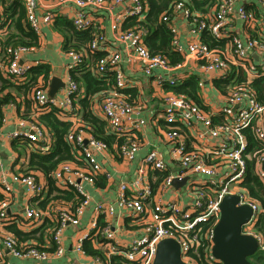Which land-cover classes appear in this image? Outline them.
<instances>
[{
	"label": "built area",
	"instance_id": "2783aa9c",
	"mask_svg": "<svg viewBox=\"0 0 264 264\" xmlns=\"http://www.w3.org/2000/svg\"><path fill=\"white\" fill-rule=\"evenodd\" d=\"M24 6L27 22L35 34L39 35L45 26L54 23L58 11L48 10L39 13L42 0H20ZM241 0H216L214 10L208 14L193 13L186 7L185 2L174 5L171 15H163L162 20L170 29L173 40L172 47L178 52L184 48L172 17L183 11L190 23V33L194 37L187 52L197 61L204 62L203 72L206 75L218 76L227 81L225 86L223 105L217 114L207 110L188 99L183 94L167 92L164 96V119L168 126L167 136L172 144L173 163L177 167L174 175L168 173L153 190L149 173H166L169 164L156 150L150 151L144 158V165L140 166L134 182L130 186L126 182L120 183L118 195L114 204L97 203L96 213L114 214L116 208L126 210L127 216L137 224L142 225V234L130 243L120 245L114 231L107 225L102 231L103 240L100 246L105 249L103 255L94 256L91 264H154L158 245L164 239L175 240L181 250L182 260L187 264H222L213 255L215 245V228L221 219V203L226 196L237 195L238 206H249L252 210L250 219L243 225L242 233L254 236L258 243L257 251L264 255V219L263 226L260 217L263 209L254 200L246 187L242 186L248 163L254 161L255 173L264 184V98L254 87V82L264 78V0H260L261 13L248 9ZM57 9L71 7L72 13L67 17L76 31H92V38L88 45L91 52H103L98 59L96 77L108 73L113 76L111 89L104 95L101 110L108 123L109 133L115 136L130 134V137L119 147L120 154L125 159H132L140 148V142L135 137V131L144 126V118H136V109L127 99L124 91L134 85V81L124 75L121 70L122 54L113 50L105 28L100 24L97 13L103 10L116 12L111 16L110 29L114 42L126 46L130 59L135 56L143 65L146 76L163 87L177 85L176 78L171 74H157L155 70L172 71L169 59L162 54H152L146 44L148 28L135 25L124 28L128 19L143 20L148 7L144 0H55ZM62 9V10H63ZM61 12V11H60ZM232 19H236L246 27L255 30L257 25L262 35L254 37L234 34L229 29ZM228 28V29H227ZM207 32L216 44L211 46L202 40ZM246 35V36H245ZM228 40V41H227ZM225 41L227 50H222L220 44ZM29 51L28 47L16 46L9 50L8 56L2 62L5 77L13 82L21 83L27 80L32 70L30 63L23 62V55ZM71 67L80 66L86 55L83 52L71 50ZM258 55L257 60L255 56ZM261 66V69H258ZM201 88L204 81H199ZM80 93L79 84L72 77L68 78L66 89L62 97L50 98L47 89L38 87L33 90V102L36 114L39 115L56 107L57 116L63 121H71L77 116L79 107L75 105L76 95ZM214 117H219L215 120ZM6 119H4V122ZM195 122L201 124L196 129ZM19 130L11 132L8 137L18 142H29L36 150L47 153L50 150V137L45 128L36 118L26 123H20ZM196 131L195 138L190 141L186 130ZM258 140L260 148L250 149L248 131ZM1 135V132H0ZM67 140L80 151L87 162L90 172L72 168L68 163L60 165L53 173L58 188L75 191L83 197L82 202L73 211L58 210L57 224L53 229L52 239L56 244L54 254L62 255V236L67 225L79 223L90 197L83 187V182L93 184L95 174L101 171L97 156L105 153L107 144L87 134L83 129L73 126L67 135ZM2 160L0 158V168ZM147 168V169H146ZM109 176V175H108ZM189 178L180 188L185 197L178 191L170 196L166 193L174 188L175 179ZM158 177L155 174L154 181ZM14 181L25 186L28 193L38 195L44 192L45 186L34 173H22L14 176ZM5 189L10 187L5 182ZM128 194L127 192L130 191ZM175 194H178L177 196ZM188 201L184 208L178 206L177 199ZM8 199H0V264H4L3 254L7 250L17 258H33L38 261L46 260L50 256L45 250L35 245L19 244L18 238L7 231L6 225L10 220L8 214ZM45 212L38 207H27L23 219L28 223H41ZM92 227L97 228V219ZM99 232V233H100ZM79 250L82 246L79 245ZM201 249L204 253H201Z\"/></svg>",
	"mask_w": 264,
	"mask_h": 264
},
{
	"label": "crops",
	"instance_id": "0c3cea01",
	"mask_svg": "<svg viewBox=\"0 0 264 264\" xmlns=\"http://www.w3.org/2000/svg\"><path fill=\"white\" fill-rule=\"evenodd\" d=\"M193 1L194 0H186V7L193 13L205 15L212 12L215 8L214 5L216 0L210 7L206 4L205 6L200 5L199 8L194 6ZM204 1L205 0H199L198 3H203ZM259 1L260 0H241L239 1V4H244L248 9L254 10L260 14L261 10ZM15 3L18 5H16V8L14 9L13 5ZM145 4L147 5L146 2ZM23 7L24 6L20 0H0V89L3 86V83H5L4 81L16 84L13 87H7L0 92V97L10 94L15 99L9 101L3 107V125L0 128V158L2 160V166L0 168V199H8L10 201L8 206L10 220L6 225L7 231H12L13 229L22 231L23 237L22 239L19 238L20 245H23V243L35 245L38 249L47 251L50 256L46 260L38 261L33 258H17L5 250L3 254V260L5 261L4 264H91L94 256L87 254L83 250V243L85 239L91 237L88 241V247L96 248L101 253L104 251L106 254L105 249L100 246V241L103 240L101 234L102 232L99 233L98 230L100 217H104L103 220L110 226L112 231H114L116 239L120 245L130 243L135 237L140 236L143 232L142 225L137 224L134 221L131 222V219L127 216L125 209L116 208L114 214L112 215H98L95 210L96 204H114L118 195L120 183L126 182L130 186L132 185L138 169L140 166L144 165L143 160L145 156L152 150L158 151L162 158L169 164L170 168L166 174L172 173L175 175L178 172L176 165L173 163L174 160L172 158L171 151L172 144L168 140V126L163 116L165 108L164 96L167 92H170L167 88H171L173 86L165 84L163 87H160L153 80V78L145 75L142 63L135 56L130 59L129 52L125 45L114 42L115 39L110 29V22L111 16L114 12H116L117 8L112 12L103 10L96 14V17H100V24H102L105 28V33L108 37V41H110V45H114L113 50L120 51L122 54V61L120 64L122 72L125 76L134 81V85L130 89L125 90L136 91L137 97L130 101L137 111L134 116L136 118H144L146 124L135 131V137L140 142V148L134 158L125 159L120 154L119 148L116 144L109 148L105 153L97 156L98 162L102 168L101 171L95 174L93 184L88 182L82 183L85 191L90 197V203L86 206L82 215L79 217L78 224H69L66 226L62 236V247L64 249V253L62 255L54 254L55 246L52 241V233L57 224L58 210L73 211L74 202L60 198L55 199V196L57 195L56 192L49 195V191L54 186L50 184L49 178L40 171L30 172L34 173L37 180L44 184L45 190L41 194L32 195L27 192L24 185L14 181V176L22 173H28L26 172L27 164L31 153L35 150V146L29 142H18L10 139L8 135L15 130L21 129L22 127L20 126V123L22 121L30 123L35 118L39 120V116L41 115L40 112L39 115L36 114L35 105L32 99L33 90L35 88L33 87L34 89L32 88L31 90L29 88L26 92V86L21 89L17 86H23L24 84L30 82L38 83L35 87L39 85H46L44 73L38 77L34 74L36 73V69L41 66H48L50 69L48 79L49 83L45 88L47 89V92L50 88L53 77L60 78L61 82L67 85L68 78L71 77V70L74 68L70 65L71 58L68 55V49H66L65 46L66 44L71 46L79 44V41L76 38H70V40H67V33H65L66 27L65 24L61 22L62 19L68 20L67 15L72 13L74 8L66 7L64 9H57L55 0H42L39 13H44L47 9L58 11V17L55 19L54 23L45 26L42 29V32L37 35L38 44L35 46H29V51L23 55V62L30 63L32 65V70L28 74L27 80L17 83L8 79L3 74L1 66L4 58L8 56L9 50L11 48H15L10 45L11 42L8 41V38H10L11 35L18 33L13 25V9L20 10ZM203 8L206 10L202 11ZM261 14H264V12ZM15 17H17V15ZM172 22L173 26H175L178 31L180 43L182 44L184 50L183 52H178L177 50L175 51L172 44L171 47L174 52H177L180 56H182L183 60L179 63L173 64L169 59L171 66H173V70L170 72L155 70V73L173 75L178 83L175 86L184 84L190 78H195L198 82L197 94L199 96L200 104L194 99H191L186 95L185 96L202 108L213 110L215 114H217L219 107L223 105L227 81L218 78V76L206 75L202 69L204 62L193 59L187 52V48L189 44L192 43L194 37L190 33V23L185 17L183 11L174 15L172 17ZM229 29H231L234 34H240L241 36H243L246 32V35L254 37L262 35V30L259 25H257L255 30H252L251 28L238 22L236 19H232V22L229 24ZM13 39L20 40L18 35L13 37ZM220 48L222 50H227V42L223 41L220 44ZM70 49H74V47H71ZM79 52H83L86 55L85 59H87L88 64L92 66L88 69V71L91 70L93 75L96 76L95 68L98 60L95 62L92 58H90V54L87 52V49L79 50ZM100 53L103 55V52ZM257 58L258 55L255 56V60H257ZM200 80L204 81L205 87L201 88L199 86ZM65 89L66 86L64 88H60L56 96L58 98L62 97ZM105 94L101 92L90 98V110L95 116L107 123L101 110V102ZM79 95V98L77 97L78 101L74 102L75 105L79 107L77 116L69 122H71L72 126L83 129L87 134L95 137L90 131L86 130V126L82 122L83 108L79 103V99L85 96L83 88L80 90ZM4 119H6L5 122ZM214 119L217 120L219 117H214ZM40 123L44 126L45 133L48 134L52 143V137L47 126L42 121H40ZM195 125L196 129L201 128L200 123L195 122ZM107 132L110 134L108 130V123ZM186 135L187 138L192 141L193 138H195L196 131L188 129L186 130ZM127 136L130 137V134H127ZM14 141L17 142V147L14 146ZM2 152L6 154L5 158L2 157ZM74 157L75 161H67L64 164L68 163L74 169H80L89 173V165L86 161H84L82 153L80 151L77 152L76 150L74 152ZM61 165H63V163ZM148 175L152 184L156 183L154 181L155 174L149 173ZM5 182L10 187V190L5 189ZM55 186L58 187L57 183ZM173 191H180L183 194V197L186 196L183 189H176L175 187L168 191L166 196H170ZM127 193L130 194L131 189ZM175 195L177 196L178 194ZM46 198L49 199V201L44 204V200ZM177 201L178 206L184 208L188 198L177 199ZM31 206L38 207L45 212V217L41 223H28L24 221L23 214L26 208ZM96 219L97 228L94 229L92 225L93 221ZM79 245L82 246V250L78 249Z\"/></svg>",
	"mask_w": 264,
	"mask_h": 264
},
{
	"label": "trees",
	"instance_id": "16d2710c",
	"mask_svg": "<svg viewBox=\"0 0 264 264\" xmlns=\"http://www.w3.org/2000/svg\"><path fill=\"white\" fill-rule=\"evenodd\" d=\"M199 0H194V6L196 8H199L200 5L205 6L206 4L212 6V4L215 2V0H205L203 3H198ZM144 2L147 3L148 11L147 16L141 21L138 19H128L124 22L125 28L135 26V25H143L144 27L148 28L149 35L146 38V42L148 45L149 50L152 54H162L166 56L170 61L175 64L179 63L183 60L182 56H180L177 52H174L172 50L171 44L173 40V35L168 28L167 24L162 20V16L165 15H171L173 7L175 4L179 2H185L186 0H144ZM210 2V3H208ZM16 5L14 4V9L16 8ZM13 9V25L18 32L17 34L11 35L10 38H8V41L11 42L10 45L13 47L16 46H35L38 44V36L34 33L32 28L29 26L27 22V17L25 14L24 7L20 10ZM189 9V8H188ZM190 10V9H189ZM206 9H202V11H205ZM17 15V17H15ZM65 24V33L67 40H70V38H76L79 41V44L76 45H67L65 46L67 51L75 50L79 52V50L87 49V52L90 54V58H92L95 62L101 58L102 53L100 52H91L89 50V43L91 41V30L86 31H76L71 23V21L68 19H62V21ZM16 35L19 36L20 40L13 39ZM203 40L210 44L211 46H215V43L212 41L210 35L207 32L203 33ZM87 46V48H86ZM71 47H74V49H70ZM92 67L88 64L87 59L84 60V62L71 70V77L74 79L76 83L79 84L80 90L83 88L85 91V96L81 99H79V103L81 107L83 108L82 112V122L86 126V130L90 131L96 139L103 141L107 144L108 148H111L114 144L120 147L129 137L127 136V133L118 137L112 134H108L107 132V123L100 119L99 117L95 116L93 112L90 110V98L94 95L103 92L104 94L107 93L113 84V76L112 74L108 73L105 76H100L97 78L93 73L88 71V69ZM45 74L44 78L46 80V85H48V79L50 75V69L48 66H41L36 69L35 76L38 77L41 74ZM35 80V79H34ZM36 81V80H35ZM2 88L0 89V92H2L7 87H13L16 84H12L8 81H4ZM38 83L30 82L27 84H24L23 86H17L19 89L26 86V92L30 88V90L38 87H42L45 89L46 85H39L35 87ZM254 87L256 91L259 94V99L263 100L264 98V78L258 79L254 82ZM198 82L195 78L188 79L184 84L173 86L171 88H167L169 91L174 92L175 94H183L187 97H190L191 99H194L196 102L200 104L199 96L197 94L198 91ZM33 88V89H34ZM124 94L126 95L127 99L129 101H132L135 99L136 91H124ZM79 94H77L76 101H78ZM78 97V98H77ZM15 100L12 95L7 94L2 97H0V128L3 125V107L5 104H7L9 101ZM59 110L56 109V107H52V110L48 112H44L39 116V120L42 121L50 131L51 137H52V143L50 145V150L47 153H43L40 150H34L29 158V162L27 164V170L26 172L30 171H40L44 173L50 180V184L54 186L50 191L49 195L53 194V192L57 193L55 196V199H65L69 201L74 202V208L80 205V203L83 200L82 196H78L75 192L71 190H61L56 185L55 179L53 178V173L59 168V166L62 163H65L67 161H75L74 152L75 147L72 143H70L67 140V135L72 131L73 126L71 122L69 121H63L57 116V112ZM248 139L250 143V149L253 151L257 148H260V144L258 140L253 136L252 131H248ZM14 146L17 147V142H13ZM158 177V180L156 183L153 184V190L155 191L158 184L162 181L166 173H155ZM243 187H246L250 196L260 203L263 214L260 217L261 224H259L260 229L262 228L263 219H264V184L258 177V175L255 173V163L254 161H250L248 163V169L245 176V179L242 183ZM49 201V199L44 200V204H46ZM104 217L99 218V224H98V230L99 232L102 231L107 224L103 220ZM11 232L13 235H15L18 240L19 238L22 239L23 232L18 229H13ZM53 234V233H52ZM91 238V237H90ZM90 238H87L84 240L83 243V250L90 255L93 256H100L103 255L99 250L93 247H88V241ZM20 241V240H19ZM53 241V239H52ZM54 243V242H53ZM29 244V243H28ZM55 249L56 244L54 243ZM37 248V246H34ZM201 253H204V250L201 249ZM256 257V256H255ZM260 262H264V255L260 254L259 256Z\"/></svg>",
	"mask_w": 264,
	"mask_h": 264
},
{
	"label": "water",
	"instance_id": "95a60500",
	"mask_svg": "<svg viewBox=\"0 0 264 264\" xmlns=\"http://www.w3.org/2000/svg\"><path fill=\"white\" fill-rule=\"evenodd\" d=\"M65 86L60 78L53 77L48 90L49 97L55 98L58 90ZM188 180L175 179L173 186L180 189ZM238 201L237 195H229L221 203V219L215 228L213 255L222 264H252L250 258L257 252L256 238L242 233L252 210L246 205L238 206ZM181 256L179 244L173 239H164L158 245L154 264H187Z\"/></svg>",
	"mask_w": 264,
	"mask_h": 264
},
{
	"label": "flooded vegetation",
	"instance_id": "af4514ba",
	"mask_svg": "<svg viewBox=\"0 0 264 264\" xmlns=\"http://www.w3.org/2000/svg\"><path fill=\"white\" fill-rule=\"evenodd\" d=\"M250 261H251L252 264H264V262H260L259 256L251 257Z\"/></svg>",
	"mask_w": 264,
	"mask_h": 264
},
{
	"label": "rangeland",
	"instance_id": "374dc122",
	"mask_svg": "<svg viewBox=\"0 0 264 264\" xmlns=\"http://www.w3.org/2000/svg\"><path fill=\"white\" fill-rule=\"evenodd\" d=\"M258 69L260 70L261 69V66H258ZM2 157L5 158L6 157V154L4 152L1 153ZM147 169V168H146ZM255 256H260V252L257 251L252 257H255Z\"/></svg>",
	"mask_w": 264,
	"mask_h": 264
}]
</instances>
